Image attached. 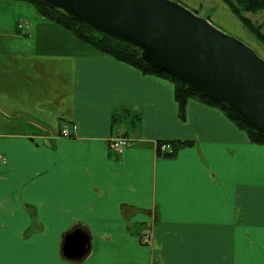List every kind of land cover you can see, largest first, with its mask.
Returning a JSON list of instances; mask_svg holds the SVG:
<instances>
[{
    "label": "crops",
    "instance_id": "1",
    "mask_svg": "<svg viewBox=\"0 0 264 264\" xmlns=\"http://www.w3.org/2000/svg\"><path fill=\"white\" fill-rule=\"evenodd\" d=\"M77 228L81 259L64 251ZM0 264H264V145L198 98L182 115L172 81L0 0Z\"/></svg>",
    "mask_w": 264,
    "mask_h": 264
},
{
    "label": "water",
    "instance_id": "2",
    "mask_svg": "<svg viewBox=\"0 0 264 264\" xmlns=\"http://www.w3.org/2000/svg\"><path fill=\"white\" fill-rule=\"evenodd\" d=\"M75 20L125 40L188 87L226 104L264 135V58L177 0H42ZM90 235H68L65 255L81 259Z\"/></svg>",
    "mask_w": 264,
    "mask_h": 264
},
{
    "label": "trees",
    "instance_id": "3",
    "mask_svg": "<svg viewBox=\"0 0 264 264\" xmlns=\"http://www.w3.org/2000/svg\"><path fill=\"white\" fill-rule=\"evenodd\" d=\"M24 1L28 2L30 6H33L40 15L44 16L46 19L50 21L56 22L57 24L63 26L64 28L72 32L77 38H79L83 42L92 45L99 51L106 53L116 58L117 60L133 65L146 74H153L172 81L175 84V97L177 102L179 103L180 113L182 115H184L185 107L187 105L188 99L198 98L201 101L211 103L214 104L215 106L220 107L222 111H224L225 114L240 129L244 130L248 134L249 138L253 142L264 145V135L259 131H257L255 128H253L251 125H249L242 117H240L230 107H228L226 104L220 103L216 100H213L212 98H209L205 94L196 91L193 88L188 87L172 73L167 72L162 68L154 65L153 63H151L142 56V51L139 47L125 40L119 39L111 34L102 32L99 29L92 26L91 24H88L83 21L75 20L73 17L68 15L63 10L52 7L51 5H49L48 3L42 0H24ZM244 2L245 4H247L246 9L248 10H251L253 12L264 10V0H244ZM232 7L236 10L239 16L244 18L243 20L247 23V25H249L253 29H257V32L259 33L257 34L259 36L263 33L262 32L263 25H258L256 27L253 25L251 26L249 20L245 18L241 12H239V10L234 6V4L232 5ZM195 12L199 14V12L197 11ZM22 27L23 26H21V24L18 22V28H22ZM166 143H170L172 145L170 149L166 150L165 152L166 155H171L178 148L186 145V142L181 140L177 142H160L159 143L160 150L162 148V145ZM159 153L161 152L159 151Z\"/></svg>",
    "mask_w": 264,
    "mask_h": 264
},
{
    "label": "rangeland",
    "instance_id": "4",
    "mask_svg": "<svg viewBox=\"0 0 264 264\" xmlns=\"http://www.w3.org/2000/svg\"><path fill=\"white\" fill-rule=\"evenodd\" d=\"M178 1V0H177ZM187 2H190V7L192 10L198 11L200 15L204 17H209L212 12L217 10H220V7L222 8V11L220 12L219 19L211 20L214 24H216L218 27H220L222 30L227 32L228 34H231L233 36H236L244 41H246L248 44L253 46L257 52L264 58V33H260L261 37L258 35L257 29L251 28L247 23L243 20L241 16L236 12V10L232 7L234 6L241 12L245 18H247L250 22V25L255 26V23L261 24L260 20L264 18V10L253 12L251 10L246 9L247 4H245L244 0H221V4L214 3V0H186ZM179 2V1H178ZM183 4L182 2H179ZM195 4V5H193ZM186 5V4H183ZM187 6V5H186ZM195 6V7H193ZM227 6V8H226ZM230 14L232 18L231 21L227 22L226 15ZM231 22V23H230ZM236 26H234V25ZM264 24V21H263ZM245 28V29H243ZM264 28V27H263ZM258 33V34H257Z\"/></svg>",
    "mask_w": 264,
    "mask_h": 264
},
{
    "label": "built area",
    "instance_id": "5",
    "mask_svg": "<svg viewBox=\"0 0 264 264\" xmlns=\"http://www.w3.org/2000/svg\"><path fill=\"white\" fill-rule=\"evenodd\" d=\"M72 127L75 130V126H72ZM70 128L71 126L69 124H65L62 128V134L64 136H72V132L70 131ZM127 144H129V139L124 136L114 137V138H111L110 140L111 148L118 150V151L123 150L124 146H126ZM162 147L165 148L166 145L164 144ZM142 241L145 243L149 242L150 241L149 235L148 234L143 235Z\"/></svg>",
    "mask_w": 264,
    "mask_h": 264
}]
</instances>
